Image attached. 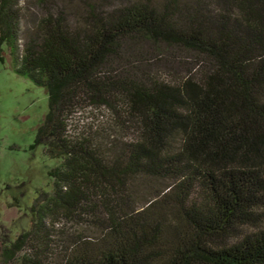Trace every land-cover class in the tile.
I'll use <instances>...</instances> for the list:
<instances>
[{
	"label": "trees",
	"instance_id": "trees-1",
	"mask_svg": "<svg viewBox=\"0 0 264 264\" xmlns=\"http://www.w3.org/2000/svg\"><path fill=\"white\" fill-rule=\"evenodd\" d=\"M59 164L0 264H264V0H0Z\"/></svg>",
	"mask_w": 264,
	"mask_h": 264
},
{
	"label": "rangeland",
	"instance_id": "rangeland-1",
	"mask_svg": "<svg viewBox=\"0 0 264 264\" xmlns=\"http://www.w3.org/2000/svg\"><path fill=\"white\" fill-rule=\"evenodd\" d=\"M48 108L45 89L0 60V236L27 229L35 200L52 189L49 171L59 160L33 146Z\"/></svg>",
	"mask_w": 264,
	"mask_h": 264
}]
</instances>
